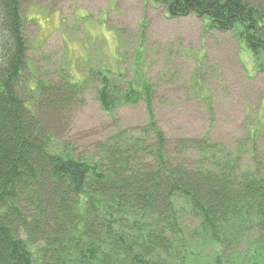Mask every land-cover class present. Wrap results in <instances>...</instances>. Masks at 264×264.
<instances>
[{"label": "trees", "instance_id": "obj_1", "mask_svg": "<svg viewBox=\"0 0 264 264\" xmlns=\"http://www.w3.org/2000/svg\"><path fill=\"white\" fill-rule=\"evenodd\" d=\"M155 1L264 52V0ZM22 3L0 0V264H264L263 170L206 137L168 138L153 83L123 89L119 75L91 71L77 83L40 80L28 103ZM96 77L106 111L143 101L148 122L76 154L53 126Z\"/></svg>", "mask_w": 264, "mask_h": 264}, {"label": "rangeland", "instance_id": "obj_2", "mask_svg": "<svg viewBox=\"0 0 264 264\" xmlns=\"http://www.w3.org/2000/svg\"><path fill=\"white\" fill-rule=\"evenodd\" d=\"M21 12L29 51L19 91L30 105L40 80L65 85L101 70L119 75L123 89L146 80L168 138L206 137L264 172V52L256 56L236 31L209 28L194 13L170 17L155 0H23ZM99 88L98 77L87 83L53 126L76 154L148 122L143 101L106 111Z\"/></svg>", "mask_w": 264, "mask_h": 264}]
</instances>
